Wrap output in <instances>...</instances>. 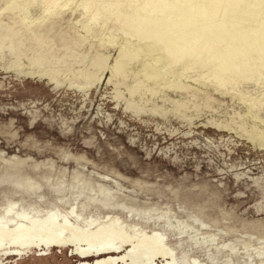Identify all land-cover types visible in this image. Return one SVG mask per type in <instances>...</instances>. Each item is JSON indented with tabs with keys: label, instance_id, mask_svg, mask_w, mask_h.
Segmentation results:
<instances>
[{
	"label": "rangeland",
	"instance_id": "rangeland-1",
	"mask_svg": "<svg viewBox=\"0 0 264 264\" xmlns=\"http://www.w3.org/2000/svg\"><path fill=\"white\" fill-rule=\"evenodd\" d=\"M39 1L0 0V217L74 209L183 264H264V0ZM37 249L1 264L81 263Z\"/></svg>",
	"mask_w": 264,
	"mask_h": 264
},
{
	"label": "bare ground",
	"instance_id": "bare-ground-1",
	"mask_svg": "<svg viewBox=\"0 0 264 264\" xmlns=\"http://www.w3.org/2000/svg\"><path fill=\"white\" fill-rule=\"evenodd\" d=\"M160 1L163 5L166 4L165 0H160ZM55 2H57V0H42L40 4L39 3L38 4H39V8L48 11L51 8H53L52 6L55 4ZM212 62L214 61L210 60L209 63H205V64L204 63L193 64L192 60L182 59V61H180L175 68L170 69L169 72H175V71L178 72L182 68H187V69L189 68L191 69V74L197 76L215 75L216 77L217 76L220 77L227 73L228 70L227 68H224L223 66H220L215 62H214L215 64H212ZM227 75L230 76L229 74ZM227 80L225 81V84L227 86L237 84L234 82L235 80L232 82ZM252 117L254 116L252 115ZM15 205L16 203L12 204V206L7 210V215H11L13 213V211L15 210ZM72 214H76L79 219V213L77 214L76 211H74V209H72ZM61 216L62 215L56 211H51L46 216L44 215L41 216V215H33V213L31 212L28 213L25 210V212L17 213L16 219L7 218V223L0 221V246L5 245L7 248L8 247L30 248L31 246L51 247V246H60L66 244L69 246H75V250L80 252L82 250H88L89 248L91 249L94 247L103 248L105 245L104 242L110 238L111 239L117 238L118 240H121L123 242L130 243L129 241L131 240H127V235L125 233H128L130 235H133L134 233L139 234V235L134 234V237L139 240L147 236L156 238L159 234L163 235L161 231V232H154L153 236H149L150 234L148 235V233L140 230L137 226L132 228V231L125 230L123 233L114 232L113 229H110L108 227V225L106 226L105 222L95 226L97 221L95 219H91L85 225H82L80 223H77V220L73 221V218H71L70 220L68 218L65 220L63 219L61 220ZM182 231L187 232L185 230ZM121 236H124L126 240L124 238H120ZM143 243L144 242H139V244L136 245V247L142 245ZM82 245H86L88 247L82 248L81 247ZM18 252L20 253V251ZM97 255L98 254H95V256Z\"/></svg>",
	"mask_w": 264,
	"mask_h": 264
},
{
	"label": "flooded vegetation",
	"instance_id": "flooded-vegetation-1",
	"mask_svg": "<svg viewBox=\"0 0 264 264\" xmlns=\"http://www.w3.org/2000/svg\"><path fill=\"white\" fill-rule=\"evenodd\" d=\"M54 211L62 215L60 211L58 210H54ZM14 213L16 214V216ZM17 213H20V212H15L14 210L11 215L1 216L0 221L7 223V218L16 219ZM72 216L73 215H70V216L62 215L61 220L62 219L65 220L67 218L70 220L71 218H73ZM91 219H95V218H91ZM76 220H77V223H80L78 221L79 219H76ZM95 220L98 221V219H95ZM105 223H106V226L108 225V227L110 229H113L114 232H121V233H123L125 230L132 231V228L137 226V224L127 226L125 225L124 221H121L119 218H111V220L106 221ZM154 232H160V231H158L157 229H154V230H151L148 233V235L150 234L149 236H153ZM125 234L127 235V240H131L129 241L130 243L123 242L121 240H118L117 238H113L114 240L110 238L104 242L105 245L103 248L94 247L91 249L89 248L88 250H82L80 252L76 251V254H78L81 257L80 264H154L156 260L160 258H164L163 260L164 264H183L184 262H186L184 256L182 257L183 261L181 260L178 261L179 258L178 256H176L174 249L169 245L168 241H166V238H167L166 233L165 234L162 233L163 235L159 234L156 238L147 236L145 238H141L140 240L134 237L135 233L133 235H130L128 233H125ZM135 235H139V234H135ZM120 238H124V236H121ZM124 239L126 240V238ZM139 242H144V243L136 247V245H138ZM60 246H69V245L64 244ZM54 247L55 246H51V247L31 246L30 248L29 247L28 248H13V247L7 248L5 245H1L0 246V264L2 263L5 257L8 258L9 256H12V255L13 256L21 255L23 251L25 250H29V249L32 250L33 248L34 249L39 248L42 251L41 255H45L47 254V250L52 251ZM81 247L87 248L88 246L82 245ZM18 251H20V253ZM95 254H98V255L95 256ZM205 263L206 262H197V260H195L194 262V264H205Z\"/></svg>",
	"mask_w": 264,
	"mask_h": 264
}]
</instances>
